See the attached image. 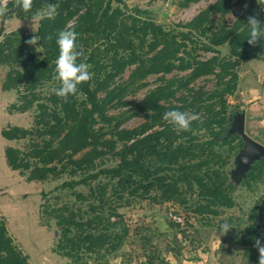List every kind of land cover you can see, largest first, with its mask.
I'll use <instances>...</instances> for the list:
<instances>
[{
    "label": "trees",
    "instance_id": "1",
    "mask_svg": "<svg viewBox=\"0 0 264 264\" xmlns=\"http://www.w3.org/2000/svg\"><path fill=\"white\" fill-rule=\"evenodd\" d=\"M113 1L121 2L32 0V7L27 11L19 6L20 1L15 5L10 1L6 15L19 19L46 10L49 4L56 6V12L51 18H39L34 34L19 30L2 34L0 28V64L9 66L1 89H23L19 92V103L11 108L25 112L34 105L37 107L32 127L13 125L1 130V135L8 140L31 138L26 152L13 146L4 148L6 164L22 174L28 172L29 180L38 181L54 173L67 172L73 177L79 172V179L72 178L63 185L83 184L88 188L87 194L74 192L76 199L91 202L92 214L87 218L79 217L68 205L49 212L56 219L59 231L54 251L70 258L79 257L82 250L96 252L108 245L115 248L123 240L127 232L125 226L120 233L108 232L117 224L111 221L112 216L117 215V206L107 195L109 183L113 184L116 195L126 192L147 197L150 190L155 189L165 200L182 196L183 184L204 199L195 208L198 213L217 214L219 206L234 204L223 166L237 145L231 144L233 136L223 139L220 144L228 145L224 153L216 141L228 121L226 96L237 87L240 62L260 58L264 53V40L258 39L255 45H250L246 37L248 16L256 15L264 20V6L255 0H249L231 24L215 28L210 16L227 13L232 1L216 0L184 24L186 30L178 32L136 16L125 4V8L113 6ZM196 1L199 0H183L181 5ZM128 9L138 11L136 7ZM66 28L77 32L76 50L82 53L77 62L87 63L90 73L89 79L80 82L77 91L67 98L55 93L61 81L54 71L59 54L56 37ZM194 32L207 37L200 45L204 51L213 52L212 56H192L187 41L195 43ZM32 36L37 41L29 44L27 41ZM222 44L228 45L227 56H220L216 48ZM129 65L135 66L132 71L135 78L173 70L188 71V75L169 79L137 103V110L143 111L144 117L140 125L122 128L120 122H116L107 137L93 126L96 117L102 122L111 121L105 114L108 100L99 99L98 93L108 90L110 83ZM207 75L215 78L212 88L205 90L203 86L190 85ZM52 81L55 89L42 96L39 88ZM178 90L185 92L176 96ZM173 108L196 114L189 129L178 131L169 122L166 112ZM199 132L209 138L200 141ZM33 137L40 138V142ZM107 153L117 157L116 163L96 168L95 159ZM263 167L264 157L247 170L246 186L260 175ZM101 175L108 177L107 182L97 180ZM92 180L97 182L93 184ZM245 232L247 237H241L240 244L255 252L253 264H257L259 252L255 239L259 237L264 243V194L250 207ZM0 264H29L1 219Z\"/></svg>",
    "mask_w": 264,
    "mask_h": 264
},
{
    "label": "rangeland",
    "instance_id": "2",
    "mask_svg": "<svg viewBox=\"0 0 264 264\" xmlns=\"http://www.w3.org/2000/svg\"><path fill=\"white\" fill-rule=\"evenodd\" d=\"M10 1L15 5L20 0H0L2 34L11 30L34 34L39 20L38 13L23 19L12 14L6 15L10 10L7 7ZM214 1L216 0H199L182 6L183 0H121L120 3L113 1L112 5L136 7L138 11L127 10L140 18L161 24L166 30L178 32L186 30L183 25ZM247 2L249 0H232L227 13L212 14V27L231 24L241 14ZM1 37L2 35L0 39ZM192 40L195 43L187 41L188 46H191L192 56L207 58L213 55V52L204 51L200 45L208 40L206 36L194 32ZM216 48L220 56L229 54L227 44ZM13 67L21 68L20 65ZM134 67L127 66L110 83L108 90L98 93L99 99L108 100L105 114L111 121L102 122L96 117L93 126L107 137L116 122H120L122 128L140 125L144 117L143 111L137 110V103L156 87L165 85L169 79L188 75V71L173 70L169 73H148L135 78L132 76ZM8 70L9 66L0 64V82ZM214 81L213 75H207L197 78L190 85L193 88L203 86L208 90L213 87ZM54 89V81L46 82L39 88L42 96ZM19 92H23V89L2 90L0 85V219L4 221L13 243L26 255L29 264H253L255 252L248 251V247L241 245L240 238L247 237L245 227L250 207L264 194V167L259 176L249 181V186L245 184L247 170L264 157V53L260 58L240 62L237 87L232 94L226 96L227 112L229 109L230 112L244 109L245 121L242 126L237 125L238 121L234 118L231 122L227 121L216 141V145L219 144L224 153L227 152L228 145L220 144L223 139L233 136L231 144L237 145L223 166L234 204L231 207L219 206L217 214L198 213L195 208L204 199L196 190H187L183 184L182 196L165 200L155 189L150 190L147 197L137 193L127 195L126 192L116 195L113 184L109 183L107 195L112 204L117 206V215H113L111 221L117 224L109 228L108 232L120 233L123 226L127 228V232L115 248L108 245L96 252L82 250L77 258L54 251L59 231L56 219L49 212L52 208L68 205L78 212L79 217L81 215L87 218L92 214L89 210L91 202L76 199L74 195V192L87 194L88 188L83 184H74V187L63 185L72 178L79 179L81 174L78 172L72 177L67 172H62L49 175L42 181L29 180L28 172L22 174L11 169L5 162L3 151L6 146L17 147L26 152L31 145L30 136L9 141L1 136V130L8 126H33L36 105L24 113L11 108V105L19 103ZM184 92L178 90L176 96ZM81 100L79 95V101ZM197 135L200 141L209 138L204 132ZM247 138L263 145V151L249 159L244 156ZM33 139L40 142V138ZM116 161L117 157L107 153L95 159V165L96 168L110 167ZM107 179L108 177L101 175L97 180L107 182ZM97 180H92V183L95 184ZM162 224L166 227L162 228ZM222 226L229 228L224 231Z\"/></svg>",
    "mask_w": 264,
    "mask_h": 264
},
{
    "label": "clouds",
    "instance_id": "3",
    "mask_svg": "<svg viewBox=\"0 0 264 264\" xmlns=\"http://www.w3.org/2000/svg\"><path fill=\"white\" fill-rule=\"evenodd\" d=\"M258 3L264 6V0H258ZM19 6L27 11L32 7V0H20ZM55 12L56 6L54 4H49L46 10L38 13V16L39 18H51L55 15ZM245 24L249 29L246 37L250 45H255L258 39L264 40V20L258 19L256 15H250ZM77 35L74 29L66 28L60 30L56 37L59 54L55 59L54 71L56 77L61 81V84L55 89V93L65 98H67L69 94H74L77 91V85L90 77L88 71L89 65L83 61L77 62V57L82 55L80 51L76 50ZM36 41L34 36H32L27 42L29 44H34ZM166 117L178 131L189 129L191 121L197 118L194 113L181 111L176 108L168 110L166 112ZM161 227H166V225L162 224ZM222 228H224L225 231L229 227L222 226ZM255 247H257L259 252L257 264H264V243L261 242L259 237L255 239Z\"/></svg>",
    "mask_w": 264,
    "mask_h": 264
},
{
    "label": "water",
    "instance_id": "4",
    "mask_svg": "<svg viewBox=\"0 0 264 264\" xmlns=\"http://www.w3.org/2000/svg\"><path fill=\"white\" fill-rule=\"evenodd\" d=\"M238 124L237 125H240L242 126V116L241 115H238ZM246 145H245V150H244V156L246 159H249L251 158V156H253L254 154L256 153H261L263 151V145L262 144H259V142L253 140V139H250V138H247L246 139Z\"/></svg>",
    "mask_w": 264,
    "mask_h": 264
},
{
    "label": "crops",
    "instance_id": "5",
    "mask_svg": "<svg viewBox=\"0 0 264 264\" xmlns=\"http://www.w3.org/2000/svg\"><path fill=\"white\" fill-rule=\"evenodd\" d=\"M4 77H5V75H4ZM3 80H4V78H3ZM2 80V81H3ZM1 83L2 82H0V85H1ZM7 92V91H6ZM21 113H24V112H21ZM238 115H241L242 116V120H243V123H244V121H245V110L244 109H240V110H231V112H230V109H229V112H227V119H228V122H231V120L234 118V119H236V120H238ZM2 136V135H1ZM3 137V136H2ZM4 138V137H3ZM4 140H7V141H9L8 139H6V138H4ZM8 146H10V145H8ZM3 154H4V151H3Z\"/></svg>",
    "mask_w": 264,
    "mask_h": 264
}]
</instances>
